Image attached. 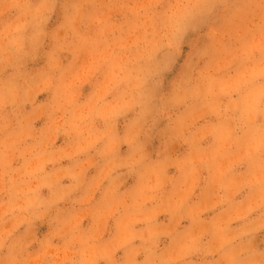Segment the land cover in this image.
Instances as JSON below:
<instances>
[{"label": "clouds", "instance_id": "9594fccd", "mask_svg": "<svg viewBox=\"0 0 264 264\" xmlns=\"http://www.w3.org/2000/svg\"><path fill=\"white\" fill-rule=\"evenodd\" d=\"M60 2L0 0V261L264 264V0Z\"/></svg>", "mask_w": 264, "mask_h": 264}, {"label": "rangeland", "instance_id": "374dc122", "mask_svg": "<svg viewBox=\"0 0 264 264\" xmlns=\"http://www.w3.org/2000/svg\"><path fill=\"white\" fill-rule=\"evenodd\" d=\"M91 7L92 6L89 5L88 9L91 10ZM261 14L262 10L249 5L247 0H222L221 3L217 4L216 11L210 20V26L215 27L219 33L224 35L225 44L237 46V32L243 31L245 27L250 26L253 23H257ZM62 20L63 0L58 3L57 10L49 22V27H55L57 24L61 23ZM207 31L208 28L205 27L197 30L196 32H189L188 37L186 38L188 49L183 54L184 59H187L189 55H194L196 51L209 46L213 42L212 38L206 34ZM161 55H163V53H161ZM38 63H42V61H39ZM184 67L185 66L183 64L177 65L174 76L182 72ZM47 99L48 94L42 93L37 97V103L45 102ZM43 123L44 118H41L36 121V127L42 126ZM57 143H60V141L58 140ZM160 219L167 222L166 216H161ZM85 223H87V221ZM184 223L186 224L187 221ZM45 230V228L40 229L41 232H44ZM3 254L5 253H0V255ZM0 264H3V262L0 261Z\"/></svg>", "mask_w": 264, "mask_h": 264}]
</instances>
